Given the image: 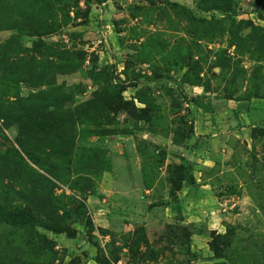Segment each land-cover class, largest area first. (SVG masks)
<instances>
[{
    "label": "rangeland",
    "instance_id": "rangeland-1",
    "mask_svg": "<svg viewBox=\"0 0 264 264\" xmlns=\"http://www.w3.org/2000/svg\"><path fill=\"white\" fill-rule=\"evenodd\" d=\"M0 264H264V0H0Z\"/></svg>",
    "mask_w": 264,
    "mask_h": 264
},
{
    "label": "trees",
    "instance_id": "trees-1",
    "mask_svg": "<svg viewBox=\"0 0 264 264\" xmlns=\"http://www.w3.org/2000/svg\"><path fill=\"white\" fill-rule=\"evenodd\" d=\"M199 109H201L203 112L205 113H212V107H211V104L210 103H206V104H199L197 105ZM6 162L9 163L8 160H6ZM187 182H192L193 181V177H189V179L186 180ZM173 209L176 211L177 214L180 213V206L178 204H176ZM63 212L66 211V214L71 217V218H75L76 216H74L73 212L72 211H67L65 209H62ZM85 214V210L83 208H80V213L78 215H84ZM69 236L72 237L73 236V233H70L68 232Z\"/></svg>",
    "mask_w": 264,
    "mask_h": 264
}]
</instances>
